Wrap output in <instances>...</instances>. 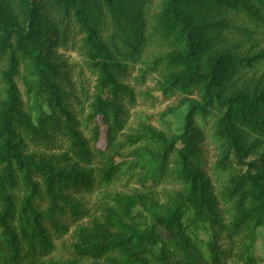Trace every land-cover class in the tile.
<instances>
[{"label":"trees","instance_id":"trees-1","mask_svg":"<svg viewBox=\"0 0 264 264\" xmlns=\"http://www.w3.org/2000/svg\"><path fill=\"white\" fill-rule=\"evenodd\" d=\"M153 91L166 126L130 119ZM259 237L264 0H0V264H264Z\"/></svg>","mask_w":264,"mask_h":264},{"label":"rangeland","instance_id":"rangeland-1","mask_svg":"<svg viewBox=\"0 0 264 264\" xmlns=\"http://www.w3.org/2000/svg\"><path fill=\"white\" fill-rule=\"evenodd\" d=\"M152 48V47H151ZM149 49V51L151 50ZM87 75H89L88 72H86ZM91 81V79L89 80ZM153 82L151 80H148L147 83L144 86H140L141 89H152ZM153 94H155L156 98L152 96H148L146 94H137L136 96V102L134 103V106L130 109V119L133 120L135 117L139 115V113L147 114L151 116V121L160 126H166L168 125V121L172 120V117L165 116V118L161 117V112L163 109H165L167 104H171L170 100H164L159 96L157 91H153ZM127 175L123 174L119 177V179L115 182L113 187H117L118 189H127V187H135L134 179L127 181ZM129 185V186H127ZM77 197L81 200V202L84 204L86 208L90 210V212L94 213L97 211L98 208V195L99 193L95 190L92 193L88 192H78L76 193ZM58 248V253L63 254V248L61 245ZM256 251L261 253L264 251L262 239L259 237L256 243Z\"/></svg>","mask_w":264,"mask_h":264}]
</instances>
